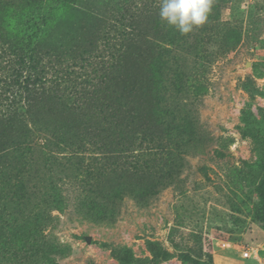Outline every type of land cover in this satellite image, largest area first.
Masks as SVG:
<instances>
[{
  "label": "rangeland",
  "instance_id": "rangeland-1",
  "mask_svg": "<svg viewBox=\"0 0 264 264\" xmlns=\"http://www.w3.org/2000/svg\"><path fill=\"white\" fill-rule=\"evenodd\" d=\"M4 1L0 132L12 89L21 97L15 109L40 98L38 90L15 85L12 60L22 44L51 61L58 51L71 58L86 50L101 59L108 34L159 38L158 25L166 24L160 0ZM92 18L102 22L100 39L86 45L96 34ZM114 21L139 24L112 33L106 24ZM184 36L185 117L174 127L185 154L153 166L169 177L147 198L125 197L112 224L79 218L71 209L53 211L47 234L67 248L57 264H264V0H212L206 23ZM0 139L6 147L8 135ZM244 249L255 256L243 258Z\"/></svg>",
  "mask_w": 264,
  "mask_h": 264
},
{
  "label": "trees",
  "instance_id": "trees-1",
  "mask_svg": "<svg viewBox=\"0 0 264 264\" xmlns=\"http://www.w3.org/2000/svg\"><path fill=\"white\" fill-rule=\"evenodd\" d=\"M138 24L106 25L113 33ZM88 25L96 34L85 44L94 45L102 22ZM158 29L159 38L108 34L101 59L58 51L51 61L19 47L17 90H38L40 98L15 109L21 97L12 89L2 121L0 264H57L67 248L47 234L53 211L112 224L125 197L147 198L169 177L153 166L181 160L185 139L174 124L185 117V36L167 24Z\"/></svg>",
  "mask_w": 264,
  "mask_h": 264
},
{
  "label": "clouds",
  "instance_id": "clouds-1",
  "mask_svg": "<svg viewBox=\"0 0 264 264\" xmlns=\"http://www.w3.org/2000/svg\"><path fill=\"white\" fill-rule=\"evenodd\" d=\"M212 0H160L159 17L181 35H188L208 20Z\"/></svg>",
  "mask_w": 264,
  "mask_h": 264
},
{
  "label": "built area",
  "instance_id": "built-area-1",
  "mask_svg": "<svg viewBox=\"0 0 264 264\" xmlns=\"http://www.w3.org/2000/svg\"><path fill=\"white\" fill-rule=\"evenodd\" d=\"M241 256L245 259H249L252 256H255V252H253L252 250L244 249L241 251Z\"/></svg>",
  "mask_w": 264,
  "mask_h": 264
}]
</instances>
